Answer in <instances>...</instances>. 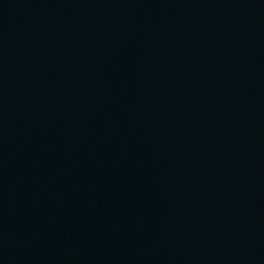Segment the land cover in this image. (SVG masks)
<instances>
[{
  "label": "water",
  "instance_id": "95a60500",
  "mask_svg": "<svg viewBox=\"0 0 264 264\" xmlns=\"http://www.w3.org/2000/svg\"><path fill=\"white\" fill-rule=\"evenodd\" d=\"M0 264H264V0H0Z\"/></svg>",
  "mask_w": 264,
  "mask_h": 264
}]
</instances>
